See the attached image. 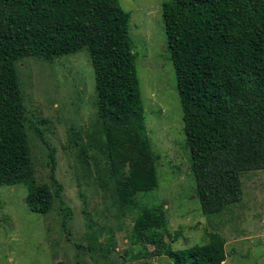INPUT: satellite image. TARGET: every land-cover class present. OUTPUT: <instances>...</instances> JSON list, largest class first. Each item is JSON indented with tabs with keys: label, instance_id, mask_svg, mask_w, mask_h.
<instances>
[{
	"label": "trees",
	"instance_id": "trees-1",
	"mask_svg": "<svg viewBox=\"0 0 264 264\" xmlns=\"http://www.w3.org/2000/svg\"><path fill=\"white\" fill-rule=\"evenodd\" d=\"M163 16L196 192L204 215H220L242 199L241 175L264 169V0H168ZM130 19L119 0H0V187L25 185L30 210L41 214L59 198L71 215L55 176V149L41 134L51 151L52 183L36 180L16 63L86 46L95 69L98 129L87 134L88 142L74 132L81 146L76 167L85 179L95 175L103 190L112 184L118 208L138 212L133 230L155 246L152 255L176 264H222L227 251L220 233L175 250L163 238L177 237L164 205L142 201L159 186L160 156L147 131Z\"/></svg>",
	"mask_w": 264,
	"mask_h": 264
},
{
	"label": "rangeland",
	"instance_id": "rangeland-1",
	"mask_svg": "<svg viewBox=\"0 0 264 264\" xmlns=\"http://www.w3.org/2000/svg\"><path fill=\"white\" fill-rule=\"evenodd\" d=\"M119 1L131 16L147 131L160 156L159 186L142 194V201L164 205L169 229L177 237L163 238L173 249L205 244L207 232H218L226 240L227 258L222 264H264V169L241 175L239 202L220 215L203 214L168 50L163 16L168 0ZM16 70L36 180L52 183L51 151L41 134L55 149V176L64 186V204L72 213L65 216L59 198L47 214L33 212L25 185L1 186L0 264H176L164 254L152 255L155 246L137 238L133 226L138 212L118 208L112 184L103 190L95 175L85 179L76 167L81 149L76 139L81 136L88 142L87 134L98 129L96 76L88 47L52 60L27 56L17 61ZM95 155L98 160L103 157Z\"/></svg>",
	"mask_w": 264,
	"mask_h": 264
}]
</instances>
